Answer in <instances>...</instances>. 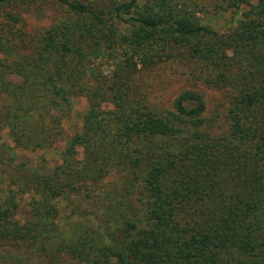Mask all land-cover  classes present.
<instances>
[{
	"label": "trees",
	"instance_id": "1",
	"mask_svg": "<svg viewBox=\"0 0 264 264\" xmlns=\"http://www.w3.org/2000/svg\"><path fill=\"white\" fill-rule=\"evenodd\" d=\"M38 1L69 17L33 43L15 29L14 8ZM226 1L236 25L220 34L177 0H0V130L8 127L17 147L46 150L54 134L47 124L36 134L30 119L61 126L84 98L81 132L49 177L73 178L86 166L84 149L98 142L103 163L128 169L143 195L133 216H121L116 238L84 221L78 236L53 247L57 231L47 227L61 191L49 179L21 185L14 176L0 185V240H32L90 264H264V0ZM117 48L128 56L123 66L106 78L91 70L92 59ZM180 56L201 59L235 89L229 136L199 132L202 104L188 95L162 116L127 99L131 71ZM27 194L28 208L35 205L20 221L18 199Z\"/></svg>",
	"mask_w": 264,
	"mask_h": 264
},
{
	"label": "rangeland",
	"instance_id": "2",
	"mask_svg": "<svg viewBox=\"0 0 264 264\" xmlns=\"http://www.w3.org/2000/svg\"><path fill=\"white\" fill-rule=\"evenodd\" d=\"M110 6L113 3L130 2L131 0H87ZM142 5L146 0H136ZM186 10L197 12L205 25H210L220 34H226L230 27L236 25V16L229 9L226 0H177ZM19 23L15 29L22 33L28 42H36L45 31H49L69 17L64 7L51 2L19 3L14 8ZM230 33V32H229ZM116 53L106 59V53L91 60V70L96 69L102 77H110L115 69L124 65L126 55L117 48ZM234 70V69H233ZM219 72L205 64L201 59L176 57L163 62L151 64L148 67H137L131 71L125 81L127 99L156 112L160 116L175 112V106L182 96L188 95L195 102H200L201 127L199 132L211 137H227L232 133V112L236 103L235 89L225 82L218 81ZM227 74V73H225ZM197 104V103H195ZM194 104V107L196 106ZM86 99H78L69 115L63 117L61 126L52 125L49 119L38 122L30 119L32 128L37 134L41 125H48L53 135L52 145L43 151L31 152L23 146L17 147L10 136V129L0 130V185L5 187L6 180L19 177V184L32 185L37 177L40 180L51 181V185L61 191L56 200L58 209L56 219L50 221L47 227L57 231L53 247L67 240L70 235L78 236V230L83 229V222L89 221L93 228L106 227L105 239L116 238L123 228V214L133 216L136 206H140L143 195L139 190V182L133 187V180L128 169L111 163H103L105 147L93 142L90 149L85 150L86 166L79 164L74 168L73 178L60 172L56 177H49L54 167L61 166L62 154L73 136L81 132V118L87 112ZM111 109L110 104L104 110ZM57 113L53 112L55 117ZM58 132V133H57ZM39 133V132H38ZM87 155V156H86ZM83 158V156H77ZM98 160H101L100 164ZM101 176L98 178V176ZM49 177V178H48ZM139 186V187H138ZM63 200V201H62ZM30 195L18 199V218H26ZM23 216V217H22ZM35 223V222H34ZM121 224V227L119 226ZM41 224L36 226L39 229ZM32 240L27 243H14L0 240V264H90L83 257L70 255L60 249L57 254L41 251L39 244ZM49 248V246H47ZM57 252V251H56Z\"/></svg>",
	"mask_w": 264,
	"mask_h": 264
}]
</instances>
